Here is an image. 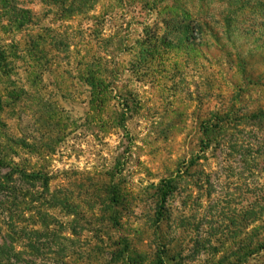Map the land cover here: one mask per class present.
<instances>
[{"label":"rangeland","instance_id":"obj_1","mask_svg":"<svg viewBox=\"0 0 264 264\" xmlns=\"http://www.w3.org/2000/svg\"><path fill=\"white\" fill-rule=\"evenodd\" d=\"M61 1L0 0V264H264V0Z\"/></svg>","mask_w":264,"mask_h":264},{"label":"trees","instance_id":"obj_2","mask_svg":"<svg viewBox=\"0 0 264 264\" xmlns=\"http://www.w3.org/2000/svg\"><path fill=\"white\" fill-rule=\"evenodd\" d=\"M57 0H45L47 5H51L53 2H55ZM91 2V0H86L85 4H83L82 6H80L79 8L75 9L73 7H71L70 9L66 8L63 11V13H65L68 16H71L73 13L76 12H80L84 9H88V3ZM66 0H63V2L61 1V4L65 5ZM28 15H31V12H25ZM190 30V28H185L183 29V31H185L186 33ZM182 31V30H181ZM181 33V32H178ZM157 37V36H156ZM88 77V83L89 85L92 87L93 91H92V96H91V100H90V104L96 108V109H102L104 107H106V105L109 103V97H108V89L106 86V81H99V79L96 77L94 72H90L87 74ZM9 191L11 192V194H14V192L16 191L14 188H9Z\"/></svg>","mask_w":264,"mask_h":264}]
</instances>
